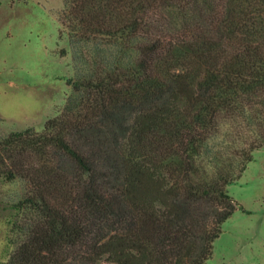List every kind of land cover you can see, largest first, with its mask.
<instances>
[{
  "label": "trees",
  "instance_id": "1",
  "mask_svg": "<svg viewBox=\"0 0 264 264\" xmlns=\"http://www.w3.org/2000/svg\"><path fill=\"white\" fill-rule=\"evenodd\" d=\"M61 4L79 66L40 132L0 140L24 186L0 264H203L264 147V0Z\"/></svg>",
  "mask_w": 264,
  "mask_h": 264
},
{
  "label": "rangeland",
  "instance_id": "2",
  "mask_svg": "<svg viewBox=\"0 0 264 264\" xmlns=\"http://www.w3.org/2000/svg\"><path fill=\"white\" fill-rule=\"evenodd\" d=\"M61 12V0H0V140L25 129L40 132L71 95L66 80L79 65L71 59ZM250 155L225 187L238 208L221 224L203 264H264V147ZM23 191L20 180L0 179V262L12 249L10 225L20 218L13 206Z\"/></svg>",
  "mask_w": 264,
  "mask_h": 264
}]
</instances>
